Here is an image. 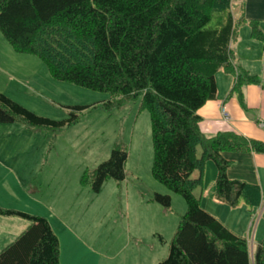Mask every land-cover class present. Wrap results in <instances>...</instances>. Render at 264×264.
<instances>
[{
	"label": "trees",
	"instance_id": "16d2710c",
	"mask_svg": "<svg viewBox=\"0 0 264 264\" xmlns=\"http://www.w3.org/2000/svg\"><path fill=\"white\" fill-rule=\"evenodd\" d=\"M232 0H0V33L17 54L41 60L55 81L107 94L108 110L140 98L149 115L153 180L186 205L166 258L157 264H264V238L250 259L245 238L235 235L200 207L206 162L216 170L214 198L229 208L260 204L257 187L229 180L222 153L264 154V144L234 133L203 135L198 110L215 99V75L234 77L232 92L258 84L233 65ZM251 37L264 40L256 21ZM72 107L63 121L41 118L0 93V123L16 119L30 127L60 130L77 120ZM200 155L197 157V150ZM127 151L115 146L86 178L93 193L107 180L122 182ZM196 177H192L193 173ZM162 207L170 198L155 194ZM0 218L28 227L0 251V264H59V241L40 216L0 207ZM162 241V239L160 238Z\"/></svg>",
	"mask_w": 264,
	"mask_h": 264
},
{
	"label": "rangeland",
	"instance_id": "374dc122",
	"mask_svg": "<svg viewBox=\"0 0 264 264\" xmlns=\"http://www.w3.org/2000/svg\"><path fill=\"white\" fill-rule=\"evenodd\" d=\"M0 93L52 121L68 119L72 107H89L72 113L77 120L60 130L30 127L18 119L0 123L1 208L45 218L59 241V264H157L166 258L186 205L152 178L149 115L140 98L123 99L108 110L109 95L55 81L41 60L15 53L1 33ZM117 145L127 151L125 178L107 180L93 193L86 176ZM215 178L208 161L202 187L194 190L202 195L201 209L213 215L216 205L225 211L221 217L246 214L247 229L258 208L249 212L242 201L234 208L215 202ZM155 194L168 196L170 206L156 203ZM257 223L258 231L253 233L252 223L246 238L248 249L264 238V209ZM27 227L24 221L0 218V251Z\"/></svg>",
	"mask_w": 264,
	"mask_h": 264
},
{
	"label": "crops",
	"instance_id": "0c3cea01",
	"mask_svg": "<svg viewBox=\"0 0 264 264\" xmlns=\"http://www.w3.org/2000/svg\"><path fill=\"white\" fill-rule=\"evenodd\" d=\"M230 9L235 22V35L229 45L233 56V65L240 67L249 75L257 77L260 83L245 85L239 93H234L232 92L234 77L220 69L215 75V99L205 103L197 112L201 119L199 130L206 136L231 132L244 139L264 144V40L252 38L249 27V22L256 21L259 30L264 33V0H232ZM222 109L229 115L228 121L223 119ZM221 156L229 162L227 169L229 180L257 187L260 192L261 204L264 199V154L246 151L222 153ZM199 198L201 205L202 195ZM215 202L229 208L221 202L216 200ZM261 206L263 210L264 204ZM252 210L249 209V212ZM212 211H214L212 216H215L235 235L246 239L249 236L252 223L255 225L253 233L258 231L259 217L256 221L254 220L256 213L250 217L246 229L248 221L246 214L237 217L222 216L224 217L222 218L220 215H225V211L216 205ZM219 213L221 214L219 215ZM252 247L255 250V243Z\"/></svg>",
	"mask_w": 264,
	"mask_h": 264
}]
</instances>
